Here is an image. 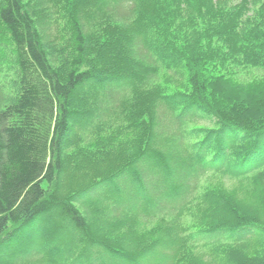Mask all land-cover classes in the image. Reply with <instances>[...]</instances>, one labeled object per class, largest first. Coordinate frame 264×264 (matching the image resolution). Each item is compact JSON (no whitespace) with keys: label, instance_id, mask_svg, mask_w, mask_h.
Masks as SVG:
<instances>
[{"label":"trees","instance_id":"obj_1","mask_svg":"<svg viewBox=\"0 0 264 264\" xmlns=\"http://www.w3.org/2000/svg\"><path fill=\"white\" fill-rule=\"evenodd\" d=\"M248 67L264 0H0V254L31 229L0 264H264V87L231 82ZM110 130L126 162L49 191Z\"/></svg>","mask_w":264,"mask_h":264},{"label":"rangeland","instance_id":"obj_2","mask_svg":"<svg viewBox=\"0 0 264 264\" xmlns=\"http://www.w3.org/2000/svg\"><path fill=\"white\" fill-rule=\"evenodd\" d=\"M64 22L67 24L68 19L57 18L54 22V24L56 25H53L54 27L59 28V26H61ZM66 27L68 28V26ZM61 38L64 39V36H61ZM248 68L249 69H247L246 71L238 73L236 76L231 78V82L234 84H239L242 82L249 83L252 80H258L259 88L264 87V70L258 67ZM160 80L161 86L170 85V81L166 75H163ZM179 82L181 81L179 80ZM182 82V86L184 88H188V86L184 84V80H182ZM92 88V85L82 86L76 91L75 96L79 95L82 92H88ZM88 136L90 137L87 141L74 143L73 146H70L68 147V149H66L67 158H64V160L61 159V170L63 169V172L59 174V182H56V184H51L49 186V191H53L55 190V188H57L59 194H63V196L67 197V195H71L73 192L79 191L82 188L88 186L93 181L104 177L107 172L116 170L119 166L123 165V163L126 162V160L130 157L126 153V151L132 148V146L127 144V139L120 137L116 131H103L97 134H89ZM216 179L217 178L210 176L207 180L208 182L214 180L212 182L214 185H222L221 181ZM222 183L225 185V187L229 188V190L231 189L230 191H232L233 189L240 190V186L238 187V185L235 183L229 181H223ZM51 222L52 219L49 220L48 223L44 222L43 224L49 225ZM184 222L186 224H189L190 218H188V216H184ZM136 225L138 226V224ZM157 226V223L149 226L139 224L138 228L139 230L145 229L146 231H153ZM29 228L30 227H26L25 231L23 230L22 232H20V235H17V238L14 241L15 243L11 244L9 248L2 250L3 253L1 252L0 257L5 256L7 258H11L18 252H21L20 250L25 249L27 241L29 239L28 231L31 230ZM31 234L33 235V233ZM75 235L77 234L75 233ZM41 243H50L55 247V251L54 253H52L53 258L58 259L61 256V251L59 248L60 245L57 244L55 239L46 242V240H44V237H41L40 244ZM40 244L38 242V246ZM44 258L47 257L44 256Z\"/></svg>","mask_w":264,"mask_h":264}]
</instances>
